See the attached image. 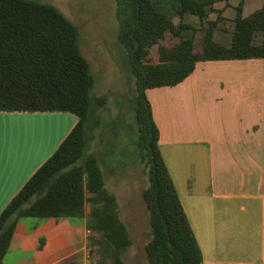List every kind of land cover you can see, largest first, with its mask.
<instances>
[{
  "label": "trees",
  "instance_id": "obj_1",
  "mask_svg": "<svg viewBox=\"0 0 264 264\" xmlns=\"http://www.w3.org/2000/svg\"><path fill=\"white\" fill-rule=\"evenodd\" d=\"M219 1L229 2L175 0L176 24L158 0H115L117 37L134 78L136 144L147 175L141 190L151 231L145 244L147 264H202V251L163 158L146 89L180 83L198 61L264 58V39L255 42L256 34L264 33V0L247 15L244 1L235 7L228 45L215 38L222 29V11L213 7ZM212 12L216 16L211 19ZM185 14L206 23L199 45L198 28L183 21ZM167 33L171 44L164 42ZM95 85L79 30L57 6L0 0V111L77 116L57 149L0 212V264L23 216L84 218L92 264H126L123 254L132 240L117 198L106 187L99 156L91 149L109 99Z\"/></svg>",
  "mask_w": 264,
  "mask_h": 264
},
{
  "label": "crops",
  "instance_id": "obj_2",
  "mask_svg": "<svg viewBox=\"0 0 264 264\" xmlns=\"http://www.w3.org/2000/svg\"><path fill=\"white\" fill-rule=\"evenodd\" d=\"M262 3L244 0L243 14ZM215 38L230 42V35ZM263 39L258 32L255 42ZM146 95L202 264H264V58L198 61L180 83ZM20 117L37 123L28 128ZM76 121L64 111H0V212ZM200 151L207 159L203 189L195 177ZM89 234L84 218L23 216L1 264H90Z\"/></svg>",
  "mask_w": 264,
  "mask_h": 264
},
{
  "label": "rangeland",
  "instance_id": "obj_3",
  "mask_svg": "<svg viewBox=\"0 0 264 264\" xmlns=\"http://www.w3.org/2000/svg\"><path fill=\"white\" fill-rule=\"evenodd\" d=\"M40 1L57 6L77 26L80 33L81 50L87 57L91 72L96 78L95 91L109 93L103 113V124L97 131L91 149L99 156L106 187L117 198L120 217L132 240L123 254V259L126 264H147L145 244L151 237V231L148 212L141 195L142 188L147 184V175L140 161L136 144L137 127L133 109L134 78L126 52L117 37L119 21L116 15L115 0ZM158 1L171 16L173 22L177 24L180 18L175 11L177 6L175 0ZM242 1L244 0H229L228 4L219 1L213 5L214 8L222 11L223 19L220 20L219 25L221 30L225 29V32L217 30V34L229 35L231 19L236 12L235 7ZM215 16V12L209 14L211 19ZM183 21L198 28L196 44L199 45L206 23L203 25L196 16L190 14H185ZM164 42L167 44L173 42L170 33L166 34ZM23 119L24 117H20L19 122L28 128L37 123L34 119L27 121ZM14 124H18L17 120H14ZM48 127L49 124L45 123V130ZM61 130L63 131L64 128ZM13 138L18 139L16 129ZM34 139H36L34 133L28 135V140L27 137L25 138L28 142ZM22 140H24L23 137ZM31 147L30 144L29 148ZM195 168L198 169L195 174L197 186L203 189L207 184V159L203 151L198 152ZM176 181L178 188L182 190L181 181L177 177ZM91 258L92 256H89L90 264H92Z\"/></svg>",
  "mask_w": 264,
  "mask_h": 264
}]
</instances>
